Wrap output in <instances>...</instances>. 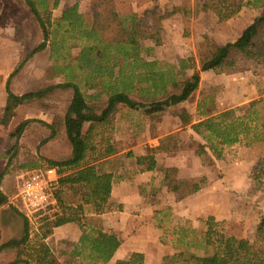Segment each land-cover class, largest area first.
Returning <instances> with one entry per match:
<instances>
[{"label": "trees", "instance_id": "obj_1", "mask_svg": "<svg viewBox=\"0 0 264 264\" xmlns=\"http://www.w3.org/2000/svg\"><path fill=\"white\" fill-rule=\"evenodd\" d=\"M37 19L43 32L42 42L27 56L49 48L53 70L62 82L40 90L16 94L11 80L23 67L20 62L7 80V101L0 124L9 125L16 109L36 97L56 88H71L72 100L64 115H56L52 123H45L57 137L64 130L72 146L71 156L65 159H46L47 167H55L60 175L59 185L53 191L55 203L43 211L41 225L32 234L25 216V233L0 246L16 249L13 263L25 264H108L121 246L123 239L105 226L96 225L94 216L101 217L103 207L111 196L113 182L125 175L119 170L127 161L135 159L137 165L156 163L153 154L137 155L120 147L105 133L114 126V113L120 105L130 109L142 108L147 114L162 113L166 109L188 101L199 88L201 73L214 70L219 73H238L250 69L253 63L264 64V13L248 25L242 34L222 46L204 37L200 50V68L192 66L186 58L170 65L148 60L143 55L142 41L157 36L160 42L162 20L176 12L189 14L192 0L164 14L156 9L140 15L134 6L151 0H90V12L79 10L80 2L65 8L62 15L53 18L52 12L61 0H24ZM249 0H197L196 10L212 11L219 21L236 16ZM154 14L158 29L153 32L145 18ZM188 22V20H186ZM80 48L77 54L73 50ZM150 51V49H148ZM193 69L187 78V70ZM106 97L101 112L92 109L90 101ZM182 125L192 123L186 113L178 115ZM33 119L21 122L11 135L17 139ZM191 129L204 142L192 138V145L204 165L223 157L227 146L244 141L247 145L264 142V94L247 112L238 114L228 109L191 124ZM178 133L159 139V149L165 153L181 150ZM30 166L23 164L22 167ZM33 166H38L37 163ZM35 169V168H33ZM163 181L174 182L177 200L194 194L208 184L206 176H195L178 182L177 167L162 168ZM264 175V159L255 168ZM0 190V203H3ZM56 211L48 213L52 208ZM92 211L93 216H89ZM155 222L163 229L161 242L172 244L175 252L165 255L157 264H264V216L261 218L254 240L230 235L214 229L212 232L195 228L190 220L173 224L171 206L155 212ZM92 217V218H91ZM210 217L208 224H212ZM77 223L81 229L78 242L64 263L46 241L54 229L66 223ZM144 254L134 253L124 264H143Z\"/></svg>", "mask_w": 264, "mask_h": 264}, {"label": "crops", "instance_id": "obj_2", "mask_svg": "<svg viewBox=\"0 0 264 264\" xmlns=\"http://www.w3.org/2000/svg\"><path fill=\"white\" fill-rule=\"evenodd\" d=\"M77 1L80 2L79 10L84 13L83 7L86 5V0H61L54 15L60 17L65 8ZM249 2L251 3L245 5L236 16L225 21H219L217 15L212 11L199 10L197 12V0H192L190 9H193L195 13L191 36L198 35L196 32H198L199 23L210 18L213 26L219 22V27L223 28L219 32V46L235 41L248 25L264 13V0H249ZM182 3L183 0H151L140 6L134 2V6L135 10L143 15L148 8L157 4L165 12L173 11ZM184 21L185 15L180 12L165 18L163 20V29H165L163 33L166 36H170L174 32L183 34ZM150 29L152 30V28ZM14 36L13 29H0V118L4 116L6 107L7 80L17 67L15 58L19 43L14 40ZM23 68L24 66L11 80V90L20 95L29 92L21 90L19 86L21 85L20 79ZM261 87L264 88V64L253 63L247 71L232 74L223 73L222 77H219V101L224 100L223 103H226L225 106L227 107L219 102V108L222 110L245 105L247 112L250 106L263 96L259 95V88L261 89ZM188 101L183 102V105ZM23 105L16 109V114L10 122L11 125L17 121L18 116L22 117L21 108ZM42 121L52 123L50 119ZM8 128L6 125L0 124V190L3 199H5L3 203H0V246L12 239L21 238L25 233V217L15 209L18 207L12 198L9 200V196L13 192H15L13 198L17 197L18 182L21 183L19 176L22 172L13 177L5 168L7 166V151L3 146L6 140L12 136L10 127ZM65 137L68 142L67 152L65 154L60 144L57 148L55 146L53 158L56 160L71 156L72 146L67 136ZM57 139L56 137L50 141ZM2 144L4 145L2 146ZM161 154L162 164L160 163L161 160L155 157V164L159 165L156 172L157 181L160 183V187L162 185L171 186L168 190L167 200H164L163 203L148 204L145 190L143 193L141 192L144 189L141 186L149 184L154 175L153 171L151 173L147 171L149 164L137 165L139 173H132L122 179H115L113 182L111 196L108 203L103 207L101 217L107 219L105 229L117 233L123 242L108 264H124L130 260L134 253L144 254L143 264H157L162 262L165 255L174 253L171 245L161 242L163 229L157 226L154 216L157 210L167 206H171V223L174 221L176 223L180 219H189L197 228L200 224L199 218H208L209 220L210 217H213L212 224L215 229L228 232L236 237L254 240L257 226L264 216V175L260 176L255 173V168L264 159V142L247 145L244 140L227 146L223 157L219 159V182L208 176V167L203 164L198 155L196 156L197 161H195L190 160L188 158L190 156L183 150L175 153L161 151ZM137 155H145V152ZM167 167L178 168V182L195 176H206L208 184L194 194L177 200L173 192L174 182L163 181L164 175L160 170ZM15 181L17 185L12 190ZM208 220L205 221V224H208ZM80 236L79 225L71 222L56 227L46 241L54 243L66 240L74 244L78 242ZM16 255L15 248L4 247L0 249V264H25L22 262L13 263Z\"/></svg>", "mask_w": 264, "mask_h": 264}, {"label": "rangeland", "instance_id": "obj_3", "mask_svg": "<svg viewBox=\"0 0 264 264\" xmlns=\"http://www.w3.org/2000/svg\"><path fill=\"white\" fill-rule=\"evenodd\" d=\"M86 5L83 7L85 14L90 12V0H86ZM161 7V6H160ZM159 7V4L154 5L147 10H158L160 14L167 13L169 11H163ZM57 9V8H56ZM182 14V12H180ZM195 11L190 9L188 16H185L184 32L171 33L170 36H166L163 31V19L162 30L160 35V42L157 44V36L143 40L142 46L144 47L143 55L148 60H158L162 64L167 63L170 65H177L180 59L186 58L187 61L195 68H200V50L201 44L204 41V37L208 36L210 40L219 46V35L223 28L219 27V22L213 26V22L210 18H207L204 22L198 25V35L191 36V28L193 27V17ZM55 9L52 12L53 18H58L55 15ZM167 18V17H166ZM188 20V22L186 21ZM145 24L152 28L153 32L158 29V23L154 14L148 15L145 20ZM223 26V25H221ZM10 29L14 31V40L17 44L16 53V66L26 60L24 63V70L20 79V89L23 91L40 90L51 85H55L63 81L61 77L53 70V61L50 60L49 48L37 52L27 59V56L42 42L43 32L41 27L32 14L29 6L24 0H0V29ZM211 28V30H209ZM193 29V28H192ZM150 49V51L148 50ZM80 48L73 50L74 54L79 52ZM193 73V69L187 70V78ZM223 73H219L214 70L201 73V82L199 88L193 93L188 103L184 105L179 104L177 106L170 107L162 113L147 114L142 108L130 109L126 106L120 105L118 110L114 113V126L111 131H107L105 135L110 137V140H114L120 147L121 152L132 150L135 154L145 152V154H153L162 161L161 150L158 148L159 139L165 135L178 133V137L181 144V150L187 152L190 160L197 161V153L192 145V138L197 139L200 142H204L201 136L196 134L190 129V125L195 122H199L212 115L219 114L228 108L221 110L219 108V102L222 105H226L223 101H219V77H222ZM28 82V83H27ZM264 94V88H259V95ZM72 89L57 88L50 92L45 93L41 97L28 100L21 108L22 117L18 116L17 121L7 125L10 127L11 132L17 127V125L23 120L33 119L27 124L24 132L17 139L15 136H11L6 140L5 147L7 151V166L6 171H9L10 175L17 176L19 173V180L21 176L26 174V171L35 169H44L48 166L46 159H54L53 151L56 150L55 146H59L64 149L66 154L68 142L66 141V135L64 130H61L57 136V140L50 141V129L45 123H42L44 119L54 120L56 115H64L67 107L71 101ZM107 100L105 96L99 99L90 101L93 111L101 112L106 106ZM229 106V105H228ZM227 107V106H225ZM245 105L234 106L229 109H237L238 114L246 112ZM192 111V113H190ZM180 113H186L192 120L191 124L182 125V120L178 116ZM9 129V128H8ZM7 129V130H8ZM6 130V134L8 135ZM9 130V132H10ZM5 134V132H4ZM5 134V135H6ZM56 138V137H55ZM3 139V138H2ZM1 139V140H2ZM187 157V156H186ZM202 160V159H200ZM218 160V161H217ZM135 159L127 161V166L124 169H120V174L128 176L132 173H139L137 164L133 162ZM30 166L22 167L23 164H29ZM37 163L38 166H33ZM208 167V176L219 182V159H215L214 163L206 164ZM159 165L149 164L147 171H153V178L141 190L146 192V201L151 205L163 203L167 200L168 190L170 185H162L157 181L158 177L156 172ZM16 180V178H15ZM17 183L13 184L15 189ZM20 183L18 182V187ZM12 193V192H11ZM13 192L9 196V200L12 198L14 204L18 207L15 209L23 216L27 217L30 224L32 234L38 232V228L41 225L43 213H37L30 217L26 215L24 207L17 200L14 199ZM55 203V202H54ZM53 203V204H54ZM22 210L20 212V209ZM121 209V206H120ZM56 211V208H52L48 213L51 215ZM89 216L92 215V211H88ZM92 218V217H91ZM96 225L105 226V221L99 216H94ZM186 219H180L176 223H169V226L173 224L185 223ZM189 220V219H188ZM200 224L197 229L206 230L212 232L215 228L213 224H205L207 219L199 218ZM193 225L192 221L190 220ZM77 224V223H76ZM78 225V224H77ZM194 226V225H193ZM228 233V232H226ZM229 234V233H228ZM54 248L56 254L60 256V259L66 263L70 259L69 253L74 249V244L71 242L58 241L49 243ZM173 251L175 249L172 244ZM74 264H77L75 262Z\"/></svg>", "mask_w": 264, "mask_h": 264}, {"label": "built area", "instance_id": "obj_4", "mask_svg": "<svg viewBox=\"0 0 264 264\" xmlns=\"http://www.w3.org/2000/svg\"><path fill=\"white\" fill-rule=\"evenodd\" d=\"M60 175L55 167L32 169L22 175L16 199L29 217L41 213L53 204V191L59 185Z\"/></svg>", "mask_w": 264, "mask_h": 264}]
</instances>
